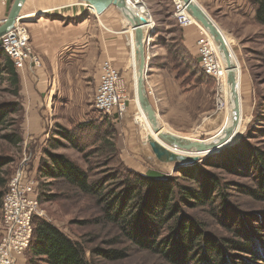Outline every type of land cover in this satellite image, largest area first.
<instances>
[{
    "label": "rangeland",
    "instance_id": "rangeland-1",
    "mask_svg": "<svg viewBox=\"0 0 264 264\" xmlns=\"http://www.w3.org/2000/svg\"><path fill=\"white\" fill-rule=\"evenodd\" d=\"M11 1H9L7 10H9ZM141 1L146 6L145 12L150 14L153 21V26L150 22V27L147 29L151 38L147 34L144 44L147 68L154 64L162 69L163 76L158 77V82H184L181 89L173 83L166 84L160 101L156 100L154 90L146 87L145 84L146 95L156 111L161 129L164 133L196 141H205L210 137V142L215 141L212 139L215 138L213 134L218 132L225 123L222 87L228 74L226 64L221 62V55L216 50L218 60L222 64L220 81L218 83L206 79L202 74L196 55V41L199 39L198 28L196 26L189 27L197 31L195 48H191L184 43L183 36V31L189 28L181 29L173 18L172 0ZM31 2L32 0H29L26 7ZM234 2L235 6L232 10L210 11L207 7H203L221 30L237 71L238 100L243 122L239 123L241 129L226 144L230 145L226 148L231 154L245 152L244 155H248L255 149L264 152V29L254 21L252 16L254 11L248 2L245 4L244 0H234ZM26 17L21 20L29 29V19L32 16ZM151 27L153 28L151 29ZM124 33V37L128 41V35L126 32ZM227 38L230 41H227ZM209 39L211 40L210 37ZM181 43L185 51L183 50L184 54H180L179 69L174 70L171 59L167 57L165 46L169 47L170 53H172L174 46L181 45ZM127 44L129 45V42ZM129 49H131L130 46H128ZM153 50L165 52V55L154 57ZM129 52L132 56V49ZM130 66V81L127 82L128 87L125 85V94L123 93L126 110L121 117L118 118L115 115L113 119L110 116L99 114L93 108V98L99 82L83 84L82 101L73 96L74 91L77 90L74 86L75 82H56L53 92L48 96V114L43 117L40 112H37V107L30 103L31 82H22L20 78L17 91L7 80L0 83V104L15 107L14 111L8 113L0 121V158L9 161L0 169L2 176L9 183L18 171H24L28 178L33 179L37 186L38 201L42 211L40 218L53 224L72 240L81 243L85 248L86 258L92 264H167L158 255L136 249L129 243L115 246V248H127L125 259L108 261L90 256V251L93 248H109L111 240L116 236L115 231L97 225L95 221L99 218V208L92 198L65 187L61 182L41 178L38 172L41 161L46 158V151L65 155L80 166L91 179L97 180L105 176H112L107 177L108 184H111V179L116 176V172H123L122 170L126 169L141 174L157 172L173 177L175 168L186 165L179 162L170 164L159 162L147 144L149 139L157 140L156 136L154 133L142 136L141 128L134 119V115L139 112L138 109L142 111L136 99L134 56L131 58ZM132 73L134 81L131 80ZM176 76L178 79H175ZM144 80H146V73ZM194 82L206 83L194 86ZM106 117L109 119L103 127H98L92 122L98 119L104 120ZM85 123L89 124L87 128L78 129L79 125ZM58 128H65L71 133L81 136L79 144H82L85 151L79 153L70 147L55 149L50 147L49 141L53 138L65 143L56 135ZM103 140H108L115 145L113 156L110 150L102 145ZM225 156L223 157L227 158ZM220 160L223 161V158L220 157L213 164H219ZM206 170L218 174L221 180L226 182L250 184L254 180L249 169L241 171L240 177L221 173L220 169L206 168ZM179 182L190 183L183 180H179ZM228 194H230L229 200L244 212H264L263 204L252 202L234 191H229ZM188 212L205 220L209 230L217 233L223 232L210 219L206 210ZM1 227L0 212V231ZM29 260L30 258L25 252L16 264H28ZM37 264L43 263L38 262Z\"/></svg>",
    "mask_w": 264,
    "mask_h": 264
},
{
    "label": "trees",
    "instance_id": "trees-1",
    "mask_svg": "<svg viewBox=\"0 0 264 264\" xmlns=\"http://www.w3.org/2000/svg\"><path fill=\"white\" fill-rule=\"evenodd\" d=\"M247 2L254 11V21L264 29V0ZM182 45H175L172 53L165 46L174 70L181 65L180 54L185 51ZM202 74L206 79L215 81L203 71ZM4 80L15 91L19 90V74L12 60L0 48V83ZM205 83L194 82L193 85ZM183 84L180 82L182 88ZM14 109L12 105L0 104V121ZM108 119L92 122L103 127ZM88 126V123L81 124L78 129ZM56 135L65 143L53 138L49 141L53 149L70 147L79 153L85 151L79 144L81 136L78 134L58 128ZM102 145L110 150L112 156L115 154L113 143L103 140ZM244 153L231 154L225 148L195 164L177 168L173 177L126 169L116 172L111 184H108L107 177L112 176L91 179L65 155L46 151V158L41 161L38 172L41 178L61 182L65 187L92 198L99 208V218L95 221L97 225L115 231L116 236L109 248H93L90 251L92 257L108 261L125 259L127 248L115 246L129 243L136 249L158 255L167 264H264V212H244L229 200V191H234L264 205V152L255 149L248 155ZM220 157L223 161L214 165ZM8 163L7 159L0 158V169ZM206 168L220 169L221 173L236 177L242 175L241 171L249 169L254 180L250 184L226 182ZM179 180L190 183L183 184ZM7 184L0 172V212ZM200 209L206 210L223 232L209 230L205 220L188 212ZM26 254L30 258L28 264H92L86 258L81 243L39 217L32 220V236Z\"/></svg>",
    "mask_w": 264,
    "mask_h": 264
},
{
    "label": "crops",
    "instance_id": "crops-1",
    "mask_svg": "<svg viewBox=\"0 0 264 264\" xmlns=\"http://www.w3.org/2000/svg\"><path fill=\"white\" fill-rule=\"evenodd\" d=\"M28 1L22 8L21 17L32 16L28 24L30 44L42 66L35 69L27 64L18 74L22 82H31L30 103L37 107V112H40L42 117L48 114V96L53 92L56 82H75L77 90L72 95L82 101L83 84L99 82L104 61H110L120 72L119 88L125 94L127 82L130 81V62L133 57L127 44L130 39L129 29L124 24L119 10L110 7L100 16H96L87 6L73 0H32L26 7ZM197 2L202 8L205 6L210 11L232 10L235 6L234 0ZM245 3L247 0H244ZM7 13V7L0 8V23ZM124 32L128 35V41ZM196 34L197 31L192 28L183 31L184 43L195 48ZM158 51L153 50L154 57L165 55V52ZM161 76L162 69L154 64L148 66L145 84L154 90L157 101L162 99L166 84L173 83L179 89L182 88L180 82H158V77ZM131 80L134 81L133 73Z\"/></svg>",
    "mask_w": 264,
    "mask_h": 264
},
{
    "label": "built area",
    "instance_id": "built-area-1",
    "mask_svg": "<svg viewBox=\"0 0 264 264\" xmlns=\"http://www.w3.org/2000/svg\"><path fill=\"white\" fill-rule=\"evenodd\" d=\"M9 1L0 0V8L8 7ZM125 1L129 5L135 4L145 8L141 0ZM173 6V18L181 29L192 26L198 28L196 55L199 65L206 76L219 83L221 67L212 42L186 12L180 0H173ZM146 14L153 26L150 14L147 11ZM0 48L12 60L17 72L22 71L27 64L35 69L42 66L30 44L28 27L21 19H17L13 29L0 38ZM100 73L93 108L101 115H116L119 118L126 110L124 95L119 88L120 72L110 61H104ZM36 187L35 181L28 178L24 171H18L7 184L1 207L0 264H16L29 246L32 220L42 216Z\"/></svg>",
    "mask_w": 264,
    "mask_h": 264
},
{
    "label": "water",
    "instance_id": "water-1",
    "mask_svg": "<svg viewBox=\"0 0 264 264\" xmlns=\"http://www.w3.org/2000/svg\"><path fill=\"white\" fill-rule=\"evenodd\" d=\"M28 0H12L9 7L6 18L0 23V38L13 29L16 20L21 18V11ZM75 2L84 3L96 16H100L110 7H114L126 18L136 34V41L138 43V49L136 55L138 56V76L136 82V99L137 103L146 114L147 118L154 125V131L158 133L160 140H150L148 145L154 155V157L161 163H185L187 165L195 164L200 161L203 157H210L221 150L225 149L230 145H226L230 140L235 127L238 123L239 117V100H238V90H237V77L235 74L236 65L232 63V56L228 50L227 44L224 40L221 30L218 28L216 23L211 19L208 13L202 8L196 0H180L186 12L193 18L197 25H200L203 30H207L209 34L213 37L214 43L218 47L219 53L222 55L227 68L228 81L232 86V100L234 102V115L231 126L225 128L222 131V137L217 139L215 143H209L208 140L205 141H194L178 137L174 134L164 133L161 128H157L158 116L155 109L153 108L150 100L148 99L145 91V73L147 69L146 54L144 49L145 39L147 37L148 31L145 36L142 31V27L146 25V19L135 13H126L125 8H127V3L125 0H73ZM151 38V34H148ZM153 46V45H152ZM159 123V122H158ZM160 125V124H159ZM167 144L170 148H173L174 152H170L166 149ZM195 150L194 154L190 157H185L183 155L177 154L178 150ZM209 153V154H208ZM176 169V168H175ZM174 169V171H175Z\"/></svg>",
    "mask_w": 264,
    "mask_h": 264
},
{
    "label": "bare ground",
    "instance_id": "bare-ground-1",
    "mask_svg": "<svg viewBox=\"0 0 264 264\" xmlns=\"http://www.w3.org/2000/svg\"><path fill=\"white\" fill-rule=\"evenodd\" d=\"M125 11H126V13H135V14H138L139 16H141V17H143V18H145L146 19V25L145 26H143L142 27V31H143V33H144V36H145V34H146V32H147V29H149V27H150V21H149V18H148V16L146 15V12H145V9H144V7H142V6H139V5H135V4H127V8H125ZM145 16V17H144ZM123 17V16H122ZM123 19H124V24L126 25V27L129 29V33H130V39H129V46L131 47V49H132V57L134 56L135 57V72H136V82H137V76H138V56L136 55V52H137V49H138V43H137V41H136V34H135V30L133 29V27H132V25L129 23V22H127V20H126V18H124L123 17ZM198 26H200V25H198ZM201 27V26H200ZM202 28V27H201ZM203 30V29H202ZM206 31V32H205ZM205 34H206V36L208 37H210L211 38V42L213 43V46H214V48H215V51L217 50V52L219 53V51H218V47H217V45L214 43V41H213V37L209 34V32L207 31V30H204L203 31ZM208 37V38H209ZM226 38V37H225ZM227 41H230V39L229 38H227L226 39ZM217 54V53H216ZM220 54V53H219ZM221 55V54H220ZM221 58H222V63L224 64L225 63V61H224V59H223V57H222V55H221ZM232 58V57H231ZM219 61V60H218ZM232 63L235 65V63H234V61H233V59H232ZM219 64H220V62H219ZM226 64V63H225ZM220 67H221V70H222V64H220ZM221 70H220V76H221V74H222V72H221ZM224 72V71H223ZM235 74H236V77H237V71H235ZM237 86H238V82H237ZM238 90V89H237ZM231 91H232V86H231V84L229 83V81H228V77H226V79H225V81L223 82V87H222V93H223V101H224V105H225V107H224V111H225V123L223 124V126L219 129V133L218 132H216V133H214L213 135L215 136V138H212V139H215V141L217 140V139H219V138H221L222 137V131L225 129V128H227V127H229V126H231V124H232V121H233V115H234V102H233V100H232V95H231ZM139 107V106H138ZM141 109V108H140ZM220 110V109H219ZM138 113H136L135 115H134V119H135V121H136V123H138L139 125H140V128H141V132H142V134L145 136V135H149L150 133H154V135L156 136V138H157V140H160L159 139V136H158V133H156L154 130V125L151 123V121L147 118V116H146V114L143 112V111H141V110H139L138 109ZM243 120V116H242V114H241V107H240V103H239V117H238V123H237V125H236V127H235V130H234V132H233V134H232V136H231V138H230V140L233 138V136H234V134L236 133V132H238L241 128H240V126H239V123L241 122ZM157 122V128H161L160 127V125H159V123H158V120L156 121ZM243 122V121H242ZM161 131H163L162 129H161ZM177 136V135H176ZM213 136V137H214ZM147 137V136H146ZM179 137V136H178ZM184 138V137H183ZM211 138V137H210ZM210 138L208 139V142L209 143H215V141H212V142H210ZM236 138V137H235ZM186 139H189V138H186ZM150 140H156V139H149L148 140V142H147V144L149 143V141ZM189 140H191V141H189V142H193V140L192 139H189ZM230 140L228 141V142H230ZM194 141H196V140H194ZM167 147H166V149L167 150H169L170 152H174V150H173V148H170L167 144H165ZM177 152V154H179V155H183V156H185V157H190V156H193V155H202V153L200 154H194V152H195V150L193 149V150H186V149H184V150H178V151H176ZM209 154V153H208ZM170 164V163H169Z\"/></svg>",
    "mask_w": 264,
    "mask_h": 264
}]
</instances>
